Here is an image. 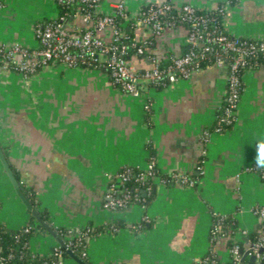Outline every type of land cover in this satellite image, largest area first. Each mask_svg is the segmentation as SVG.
<instances>
[{"label": "crops", "instance_id": "0c3cea01", "mask_svg": "<svg viewBox=\"0 0 264 264\" xmlns=\"http://www.w3.org/2000/svg\"><path fill=\"white\" fill-rule=\"evenodd\" d=\"M164 1L101 0L100 10L111 13L122 2L136 14L146 3ZM170 2L209 10L223 6L227 32L264 38V0ZM57 13L55 0H1L0 44L38 47L37 25ZM86 25L82 15L68 21L70 29ZM99 33L109 38L111 30ZM152 35L148 26L137 29L139 39ZM187 42L184 26L166 27L147 49L149 56L134 54L130 62L137 69L151 67L150 56L161 61L181 55ZM228 74L227 64L212 63L136 97L98 68L54 64L26 76L0 62V144L51 226L100 227L88 238L89 264H198L210 251L226 261L227 236L213 243L214 224L219 217L234 218L235 236L247 247L241 230L259 229L254 207L264 204L256 163L264 144V66L244 71L235 120L217 130ZM151 160L162 174L178 177L156 178L146 206L105 207L108 176L126 165L146 168ZM0 222L8 229L32 224L35 255L47 256L59 244L27 208L1 160ZM64 257L63 264H80Z\"/></svg>", "mask_w": 264, "mask_h": 264}, {"label": "built area", "instance_id": "2783aa9c", "mask_svg": "<svg viewBox=\"0 0 264 264\" xmlns=\"http://www.w3.org/2000/svg\"><path fill=\"white\" fill-rule=\"evenodd\" d=\"M70 2L72 0H64ZM90 2V5L95 6L96 9L100 8L101 0H85ZM1 6V0H0ZM172 3H162L160 8H150L148 12H144L140 21L144 24L151 25L153 33L161 35L166 28L162 20L158 18L159 13L171 8ZM183 10L185 12V19L189 20L193 24V28L188 32V41L193 44L199 45L201 51L191 50L185 54L173 56L172 63L166 68H162L158 60L153 56H150L153 62L151 67L137 69L127 58L128 46L126 44L120 45L118 43H105L104 37H100L95 33L94 29L88 28L82 34L76 32H67L68 19L64 16L51 17L49 22H42L37 25L36 31L40 40L38 47L32 48L23 44H14L7 46L0 44V62L7 69H13L28 76L35 73L39 68L44 66H52L54 64L62 67H79L78 62H88L92 64L103 65L108 64L110 66V78L111 81L117 84L121 89L133 96L140 97L144 94V90L153 86L152 84L160 82L163 76L169 72L171 83L179 78L187 77L193 71L201 69L197 64L190 67V64L196 62L195 60L200 57H204L208 51L213 49V44L217 43L224 52L235 51L236 57L232 61H226L221 55L216 58L215 63L227 64L229 67L227 93L225 97L224 115L219 119L232 122L235 120V115L239 102L241 99V89L243 83V74L241 69L248 67L255 55L259 51H264V38L258 39L247 36H237L233 34H227L215 30H210L207 26L208 17L198 14L197 8L191 4H183ZM123 12L125 9L122 2L116 5L114 11ZM220 10L225 12L223 6ZM114 11L106 13L96 23L98 30H104L111 28V35L114 41L119 39L120 31L116 28L114 21ZM85 21H90V14L83 16ZM73 29V28H71ZM136 45V43H133ZM73 49H78L77 51ZM139 53L144 52V47L138 48ZM105 60L106 62H100ZM198 63V61H197ZM264 66V65H262ZM179 72V74L176 73ZM170 83V84H171ZM146 107H150V103H147ZM223 127L217 125L216 129L221 130ZM135 166L126 165L119 171L108 176V190L105 196V207L112 209H123L129 206L131 203L138 202L143 206H146L145 197L139 193V187H129L122 189L125 186L131 176L134 174L136 181L145 185L150 178H157V169L155 160H151L150 164L146 168H139L137 173H134ZM253 168V167H252ZM255 169V167L253 168ZM259 175L264 180V168H260ZM178 177L173 174L169 181ZM180 180L186 181L185 175H180ZM152 185L149 182L147 188L151 189ZM119 195V193H121ZM254 212L262 220L261 226L257 230L260 234L258 239L250 238L248 229L241 230V234L246 237L248 243L247 247L241 248L239 243L234 244L229 248V253L232 254L234 259L241 263L243 261L244 254L247 252V257L255 255L257 258H264V204L254 207ZM223 218V217H221ZM214 224L211 232V240H213L217 234L221 231L220 220ZM25 230H34L32 224H26ZM68 236L70 238L76 237V242H65V246L61 244L56 245L49 255H55L58 257L57 262L49 264H63V250L70 249L74 252L75 248H78L83 241L81 248V254L83 257H87V243L90 236L88 230L80 228H68ZM73 244L74 248H70ZM31 249V247H30ZM263 250V251H262ZM32 252V251H31ZM12 253L10 254V257ZM48 256V255H47ZM5 256L0 253V264L3 263ZM219 260L212 258L209 254L205 255L198 264H218ZM46 264V263H44Z\"/></svg>", "mask_w": 264, "mask_h": 264}, {"label": "trees", "instance_id": "16d2710c", "mask_svg": "<svg viewBox=\"0 0 264 264\" xmlns=\"http://www.w3.org/2000/svg\"><path fill=\"white\" fill-rule=\"evenodd\" d=\"M57 3L58 7V16L64 15L68 21L72 20L75 16L77 15H86L90 14V21L87 22L86 26L82 27H76L73 29H68L67 32H76L77 34H82L84 33L85 30L88 28L94 29L95 33H97L100 37L102 35L99 33L101 30H98L96 27V23L104 16V12H102L99 9H96L95 6L90 5V2L85 1V0H72L70 2L64 1V0H55ZM165 2H170V0H165ZM173 4V3H172ZM162 6V3L158 2H149L144 4L140 10L136 14H132L128 12L127 10H124L123 12H118V10L114 11V21L116 28L119 29L120 31V36L119 39L114 41L112 39V36L109 38L104 37L105 43H118L120 45L126 44L128 46V55L127 58L130 60V57L134 54L140 56V57H146L147 55L149 56L147 49L151 46H153L155 42V34L153 33L152 36L144 39H139L137 38V29L140 26H148L151 28V25L149 24H144L140 21V19L143 17L144 12H148L150 8H160ZM221 7V6H220ZM220 7H217L215 9H199L197 8V13L204 15L208 17L207 21V26L210 30H215V32L218 34L219 32L222 33H227L224 29L223 21H224V12L220 10ZM185 17V12L183 10V7L180 6H172L171 8L159 13L158 18L162 20L163 24H165L166 27L170 26H176V25H182L186 28L187 32H189L193 28V24L191 21L187 20L184 18ZM52 18H46L43 22H49L51 21ZM110 29L111 28H106ZM152 29V28H151ZM133 43H136L134 45ZM144 47V52L139 53L138 48L139 47ZM201 47L199 45L193 44L192 42L188 41L186 45L184 46V50L182 54H185L187 52H190L191 50H196V51H201ZM77 51L78 49H73ZM221 55L226 61H232L236 57V52L235 51H228L224 52V50L217 44H213V49L211 51H208L204 57L197 58L195 61L190 64V67H193L195 65H199L201 68L207 66L208 64L215 63L216 58ZM173 56H169L167 60H161L158 61L159 65L162 68L168 67L169 64L172 63ZM198 61V63H197ZM100 62H106L105 60H102ZM264 65V51H259L257 55L252 59L251 64L246 67L241 69V74L244 73V71L248 68H257ZM79 67H89V68H98L101 69L105 72H107L110 75V66L106 63L103 65L96 64V62H93L92 64H89L88 62H83L82 60L78 62ZM177 74H179L178 71H176ZM171 83L170 79V73L167 72L162 80L160 82L152 84L153 86L162 88ZM244 83H242V89L241 92L243 91ZM224 115V110L221 112L220 116ZM232 122H227V120H221L217 119L216 126L221 125L223 128L230 126ZM3 149H5L4 146H2ZM5 152V155L8 159V155ZM15 176L17 177L20 187L22 192L25 194V196L29 199V201L32 203L34 208H37L35 196L33 193H31L30 189L24 185L22 182L21 174L20 172L11 164L9 161ZM157 169V175L161 181L164 182H170L169 179L171 175L168 174H162L159 172L158 168ZM139 171L138 168H134V173H137ZM151 183L152 187L151 189L147 188V184ZM148 183L145 185L140 184L138 181L135 179V175L133 174L131 178L128 180V182L125 184V186L121 187L122 189H125L126 187L129 189L139 187V193L141 196L145 197V203L148 204L150 201L153 199L155 195V190H154V185H155V178H150L148 180ZM122 194L119 193V195ZM40 216L49 223L50 219L48 216V213L45 210H39L38 211ZM220 218V217H219ZM220 232L217 234V236L212 240L213 243H216L218 240H220L223 236H227V239L224 241L225 246L229 249L231 248L234 244L239 243L241 245V248L245 247L244 241L237 238L235 236L236 234V224L234 221V218L231 216H227L226 218H221L220 220ZM54 228V227H53ZM84 230H88L89 234H96L98 231H100V227H95L93 224L89 223L85 227H83ZM58 235L61 236V238L65 242H69V240H72L73 242H76V237L70 238L68 236V228H54ZM34 233V230H25V225L18 227V228H13V229H8L5 225H3L0 222V253L5 256V259L3 260L2 264H49L52 262H57L58 257L55 255H48V256H38L35 255L31 252L30 249V239ZM260 236L258 231H252L250 233V238L252 239H258ZM85 241H83L82 244H84ZM78 245V248H75L74 253L83 258L88 262L87 257H83L81 254V248L83 245ZM70 248H74L73 244L70 246ZM12 253V256L10 257V254ZM212 258H215L219 260L218 264H243V263H248L250 261L249 257H243V261L241 263L237 262L234 257L232 256L231 253H229V258L226 261H222L215 253L214 251H210L208 253ZM68 255L67 250H63V256ZM264 261V258L262 259Z\"/></svg>", "mask_w": 264, "mask_h": 264}, {"label": "water", "instance_id": "95a60500", "mask_svg": "<svg viewBox=\"0 0 264 264\" xmlns=\"http://www.w3.org/2000/svg\"><path fill=\"white\" fill-rule=\"evenodd\" d=\"M0 160L3 163V166L7 172V174L9 175L11 181L13 182V185L15 187V189L17 190V193L19 194V196L21 197V199L23 200V202L25 203V205L27 206V208L29 210H31L32 215L38 220V222L43 225L49 232H51V234L58 240L59 244H61L62 246H65V242L64 240L61 238V236L58 235L57 231L53 228V226H51L48 222H46L39 214L38 210L36 208L33 207L32 203L29 201V199L25 196V194L22 192L21 187H20V183L17 179V177L15 176V173L3 151V148L0 144ZM263 251V250H262ZM68 254L70 256H72L73 258H75L80 264H89V262H87L86 260H84L83 258L77 256L73 251H71L70 249L67 250ZM247 256V252L244 254V257ZM250 260L252 262H256L257 257L255 255H251L250 256ZM264 264V263H261Z\"/></svg>", "mask_w": 264, "mask_h": 264}, {"label": "clouds", "instance_id": "9594fccd", "mask_svg": "<svg viewBox=\"0 0 264 264\" xmlns=\"http://www.w3.org/2000/svg\"><path fill=\"white\" fill-rule=\"evenodd\" d=\"M257 167L264 168V144L261 145V151L256 161Z\"/></svg>", "mask_w": 264, "mask_h": 264}, {"label": "rangeland", "instance_id": "374dc122", "mask_svg": "<svg viewBox=\"0 0 264 264\" xmlns=\"http://www.w3.org/2000/svg\"><path fill=\"white\" fill-rule=\"evenodd\" d=\"M57 14H58V13H57ZM57 14H56V15H57ZM56 15H55V16H56ZM50 18H51V17H50ZM37 221H38V220H37ZM51 235H52V234H51ZM67 256H69V255H65V257H64V258H67Z\"/></svg>", "mask_w": 264, "mask_h": 264}]
</instances>
